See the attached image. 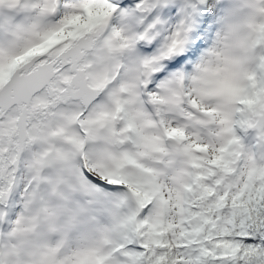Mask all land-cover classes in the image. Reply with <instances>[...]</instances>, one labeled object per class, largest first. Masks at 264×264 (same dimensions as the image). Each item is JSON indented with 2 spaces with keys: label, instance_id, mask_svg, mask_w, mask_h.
Listing matches in <instances>:
<instances>
[{
  "label": "snow or ice",
  "instance_id": "1",
  "mask_svg": "<svg viewBox=\"0 0 264 264\" xmlns=\"http://www.w3.org/2000/svg\"><path fill=\"white\" fill-rule=\"evenodd\" d=\"M0 264H264V0H0Z\"/></svg>",
  "mask_w": 264,
  "mask_h": 264
}]
</instances>
